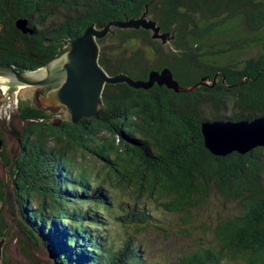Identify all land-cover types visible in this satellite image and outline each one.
Masks as SVG:
<instances>
[{
    "label": "trees",
    "instance_id": "16d2710c",
    "mask_svg": "<svg viewBox=\"0 0 264 264\" xmlns=\"http://www.w3.org/2000/svg\"><path fill=\"white\" fill-rule=\"evenodd\" d=\"M147 9L163 32L176 29L172 45L149 30L113 28L99 40L105 70L140 80L169 67L183 87L205 77L209 84L185 93L158 84L149 90L107 84L98 115L75 124L56 122L49 110L21 100L28 122L23 143L15 160H2L22 225L35 246L48 247L54 264H264V146L216 156L202 132L204 121L264 115V0H0V63L37 69L59 52L56 41ZM21 17L33 34L17 28ZM79 152L97 156L101 169L79 164ZM109 187L133 197L121 201L117 216L134 233L119 243L100 230L115 203ZM213 196L234 212L208 216L201 225L208 236L193 251L166 262L145 256L134 235L158 219L154 209L192 224ZM9 230L1 215L0 236Z\"/></svg>",
    "mask_w": 264,
    "mask_h": 264
},
{
    "label": "water",
    "instance_id": "95a60500",
    "mask_svg": "<svg viewBox=\"0 0 264 264\" xmlns=\"http://www.w3.org/2000/svg\"><path fill=\"white\" fill-rule=\"evenodd\" d=\"M16 26L24 34H33L35 29L28 18H18ZM119 29H145L152 32L154 39L164 44H171L175 39L173 31L163 32L158 22L151 18L148 9L138 18L114 20L105 27L90 25L83 35L77 38L60 39L62 43L59 52L43 66L29 71H21L11 63H0V77H4L24 86L52 85L46 97V103L54 106H64L72 123H78L83 118H94L103 108V93L107 84L126 83L134 89L149 90L154 85L167 86L177 93L196 91L201 85H208L209 77L203 78L198 84L183 87L175 78L171 68L152 70L147 79H135L128 74H109L100 63L99 40ZM57 70H53L59 66ZM216 80L214 81V84ZM59 124V123H56ZM205 146L216 156H226L233 152L246 154L249 151L264 146V115L243 120H208L202 123ZM28 238L32 241L29 234ZM33 242V241H32ZM42 243L37 242L38 248ZM34 244V242H33ZM43 244V243H42ZM48 256L47 264H54V259L48 247L43 244ZM38 259V260H37ZM38 264H45L39 258Z\"/></svg>",
    "mask_w": 264,
    "mask_h": 264
},
{
    "label": "rangeland",
    "instance_id": "374dc122",
    "mask_svg": "<svg viewBox=\"0 0 264 264\" xmlns=\"http://www.w3.org/2000/svg\"><path fill=\"white\" fill-rule=\"evenodd\" d=\"M58 67L60 65L53 70H57ZM46 86L49 85H45V87L43 85L24 86L8 79L2 80L0 77V134L5 140V146H7L5 149L8 159L15 160L20 149V138L23 129L28 123L20 115L19 102L21 100H31L34 105L49 110L52 119L56 122L62 119H70L64 106H54L46 103L49 92ZM37 96H39L40 104L35 102ZM52 145L58 144L54 142ZM77 156L76 160L79 164L82 161L88 165L97 164L95 172L102 167L99 158L95 155L88 154L84 157L79 152ZM2 159L0 156V178L4 183V187L0 186V216L3 215L4 222L8 224L10 230L7 237L0 236V264H35L37 258L47 264L48 256L43 244H39L41 245L40 248L36 247L26 234L28 230L22 225L21 205L17 200L10 168ZM108 189L114 191L113 194L116 197L114 196L113 199L115 203L112 204V212L107 215L102 213L106 217L107 227H102L100 230L108 231L116 239V243H119L124 241L128 233L131 235L134 233L133 228L124 226L117 216V213L120 212L121 201H131L133 197L126 194V192L122 194L112 187ZM140 204L143 205L144 200H141ZM209 205V208L204 206L196 212V218L192 224L182 223L181 214H171L160 208L154 209L153 214L158 219L153 220L151 228L134 235L137 241L142 242L145 256L151 261L166 262L177 260L181 255L193 251L195 241L208 236L201 227L204 221L208 220V216L211 215L216 220V216L226 218L234 212L231 205L224 204L223 200L217 199L215 196L211 197ZM209 234L211 233L209 232ZM24 247L28 251L24 250Z\"/></svg>",
    "mask_w": 264,
    "mask_h": 264
},
{
    "label": "flooded vegetation",
    "instance_id": "af4514ba",
    "mask_svg": "<svg viewBox=\"0 0 264 264\" xmlns=\"http://www.w3.org/2000/svg\"><path fill=\"white\" fill-rule=\"evenodd\" d=\"M59 86V84H53V85H49V86H46V88H48L49 90H51L52 88L54 87H57ZM42 87V86H41ZM45 87V86H44ZM36 103L40 104L39 102V96H37L36 100H35ZM46 110V109H45ZM22 139L20 138V144H22ZM7 146H5V140L4 138L3 139H0V156L3 158L4 155H6V148ZM17 156V155H16ZM16 158V157H15Z\"/></svg>",
    "mask_w": 264,
    "mask_h": 264
},
{
    "label": "bare ground",
    "instance_id": "6f19581e",
    "mask_svg": "<svg viewBox=\"0 0 264 264\" xmlns=\"http://www.w3.org/2000/svg\"><path fill=\"white\" fill-rule=\"evenodd\" d=\"M1 79H2V80H4V79H6V78H4V77H1Z\"/></svg>",
    "mask_w": 264,
    "mask_h": 264
}]
</instances>
